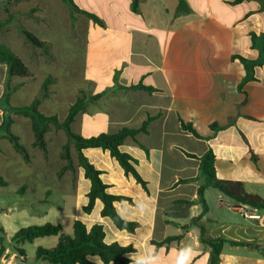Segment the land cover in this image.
I'll return each instance as SVG.
<instances>
[{"label": "crops", "instance_id": "1", "mask_svg": "<svg viewBox=\"0 0 264 264\" xmlns=\"http://www.w3.org/2000/svg\"><path fill=\"white\" fill-rule=\"evenodd\" d=\"M74 1L85 11L86 6L94 3L106 8L104 15L93 11L103 26L83 14H74L78 30L86 25V32L99 28L114 32L115 39H127V47L122 51L118 48L107 51L103 64L110 57L114 59L109 71L105 72L101 65L95 80L73 85V94L66 96V116L78 97L87 100L85 111L72 125L73 132L92 137L116 133L123 128L139 129L148 118L151 121L147 134H139L134 140L128 138L121 147L137 160L136 169L148 183V193L131 175H126L108 151L84 150L89 162L102 171L101 179L109 186L108 192L130 198L116 202L115 207L122 218L138 224L136 231L120 230L110 218L103 217L100 200L91 213L84 212L91 183L81 167H77L75 174L67 171L61 178L66 182L63 197L68 210L65 214L72 231L75 220L88 228L102 225L107 244L132 245L136 249L129 255L132 264H210L211 249L199 241L202 225L209 238L226 242L220 264H264V209L238 204L224 196L207 184L199 161L186 157L180 150L201 156L212 149L219 180L241 182L249 194L264 199V65L255 67V80L241 87L246 68L240 59L233 58L237 55L250 61L263 60L261 3L257 0L239 4H233L234 0H186L188 11L179 13V0H141L140 12L135 14L131 0ZM50 2L0 0V7H8L10 12L15 10L18 15L20 7L40 8L36 14L43 15L48 22ZM65 11L67 24L74 33L71 11ZM78 30L75 33L84 32ZM87 63L84 74H87ZM140 84L155 91L134 88ZM63 99L53 95L47 101L57 110ZM179 119L191 123L207 139H196L184 132ZM213 124L219 129H211ZM50 131L47 136H63L62 130L55 127ZM181 179L192 180L175 186ZM82 183H85L84 189ZM190 184L196 188L192 196L173 194L188 189ZM202 186L206 187L204 198L208 206L204 215L198 195ZM96 209L98 217L93 216ZM201 215L198 223L187 231L182 229ZM179 235H182L180 241L156 249L157 243ZM188 240L191 247H186ZM8 253L7 248L0 253L3 264H7ZM16 258L14 253L12 259ZM91 261L103 264L100 258L91 257Z\"/></svg>", "mask_w": 264, "mask_h": 264}, {"label": "rangeland", "instance_id": "2", "mask_svg": "<svg viewBox=\"0 0 264 264\" xmlns=\"http://www.w3.org/2000/svg\"><path fill=\"white\" fill-rule=\"evenodd\" d=\"M86 7L88 9L86 11L91 13H94L93 11L102 15L106 13V8L96 3ZM33 9L35 8L20 7L17 10L18 15L14 12L15 10L10 12L8 7L6 9L0 7V20L11 17L10 22L0 32V43L7 45L15 52L29 67L32 74L29 78L13 79L12 86H18V89L12 96L11 104L15 107L30 105L40 95L45 80L52 77L54 83L50 86L51 96H62L64 98L62 105L56 110L53 103L47 101L48 98L43 101L44 105L41 104L40 111L45 115H55L63 121L66 117L65 98L73 94V85L88 82V79L95 80L98 76L97 69L101 65L105 72L109 71L114 59L110 57L103 64L105 53L114 48H118L119 51L125 50L127 39L122 37L115 39L114 32L101 28L86 32V25L80 29L84 32L75 33L78 30L76 22L74 25L71 22V29L74 31L71 33L65 11L69 9L62 0H51L49 3L48 22L46 17L37 15L36 12L39 11H33ZM22 28L47 42V48L34 47L21 32ZM97 52L102 53L97 55ZM86 62H88V68L87 74H84L83 68ZM5 79L6 66L0 64V98L4 92ZM12 118L14 120L12 131L20 137L21 143L29 151L30 162L27 163L0 133V176L8 182L7 187H0V249L2 246L9 249L6 256L7 264L11 261L13 264H48L37 260V248L39 246L54 247L58 237L41 238L33 243L27 242L20 245L19 247L25 251V258L15 251L17 244L12 241V238L23 227L42 225L47 222L61 223L65 231L71 233L72 227L69 224L70 219L65 214L68 209L63 197L66 187L65 178L61 179L55 175L64 164L60 155L67 137L63 131L61 138L48 134L49 154L45 159L39 148L34 145L35 138L30 119L17 114H13ZM2 120L3 113L0 110V123ZM50 128L52 131L54 126L51 125ZM78 129L79 124L74 127V131L77 132ZM81 188H85V183L81 184ZM195 189V186L190 184L188 189L178 190L173 194L192 196ZM48 211L50 212L47 214ZM93 216L98 217L97 209ZM191 246V240H188L186 247ZM14 253L17 255L15 260L12 259ZM94 259L99 260L98 257ZM0 264H3L1 254Z\"/></svg>", "mask_w": 264, "mask_h": 264}, {"label": "trees", "instance_id": "3", "mask_svg": "<svg viewBox=\"0 0 264 264\" xmlns=\"http://www.w3.org/2000/svg\"><path fill=\"white\" fill-rule=\"evenodd\" d=\"M132 12L138 14L140 12V1L131 0ZM244 1L251 0H234L233 4H239ZM261 3L264 9V0H257ZM63 2L69 7L71 11V22L75 24L76 13L83 14L95 24L103 26V21L94 13L80 9L74 0H63ZM6 9V7H5ZM189 5L186 0H179L178 12L183 13L188 11ZM33 11H40V9H33ZM10 18L0 20V32L10 22ZM21 32L25 35L29 43L34 47L40 49H46L47 42L40 40L30 31L22 28ZM234 59L238 58L244 64L246 68V76L241 83V87L247 82L255 80L254 68L264 65L263 60L250 61L241 56H233ZM0 64L6 66V79L4 92L0 98V110L3 113V120L0 123V133L7 139L14 150L19 153L24 160L30 162V153L27 148L21 143V139L18 135L13 133L12 126L14 120L13 114L22 115L30 119L32 125V131L34 134V145L39 148L44 158H48L49 149L47 141V133L51 130V125L56 129L62 130L66 137L67 143L62 146L61 159L64 162L62 168L58 172V177L62 178L67 171L72 173L77 172V167H81L84 170V175L87 180L90 181L91 187L88 193V205L83 208L85 213H91L94 209L97 200L103 203L102 216L110 218L114 225L120 230H126L130 233H134L138 227L136 222L128 221L122 218L116 207L115 203L124 200H130L125 196H115L108 192L109 186L106 185L102 179V171L97 170L93 164H91L88 158L84 154L86 149L99 148L104 151H108L112 158H114L122 167L126 175H131L138 184L148 193V183L141 177L136 169L137 160L130 154L123 152L121 147L128 138L136 139L139 134H147L148 125L151 118L142 125L139 129L123 128L116 133H102L97 136L83 137L73 132L72 125L75 122L77 116L84 112L87 105L85 97H78L76 102L71 105L66 118L60 121L55 115H45L40 111V106L45 99L51 97L50 86L54 83L52 77H48L41 87V93L37 96L33 102L28 106L15 107L11 104L12 96L17 91L18 86H12L14 78H29L31 72L29 67L24 61L13 52L7 45L0 43ZM139 89H145L149 92L155 91L153 87H145L142 84L134 87ZM233 121V118L229 120ZM181 129L192 135L196 139H207L201 136V134L193 127L191 123H187L182 119H179ZM211 129L214 131L219 129L217 124L211 125ZM245 142L248 144L245 136L242 134ZM181 152L188 158L198 160L200 163L201 173L206 178L207 184H210L213 188L217 189L224 196L234 200L238 204H243L256 209H264V199L255 194H249L244 185L238 181H222L217 178L216 171V157L212 149L207 150L203 155L199 156L180 149ZM147 151V150H146ZM255 161L256 157L253 158ZM192 179H181L175 186L180 183L189 182ZM8 182L0 176V187H7ZM205 186H202L198 190V195L203 205L202 215L208 212V206L204 198ZM186 203H191L187 202ZM202 215L193 219L189 226L183 227L184 231H187L191 225L198 223L202 218ZM105 230L102 225H94L88 228L82 221L75 220L73 223L72 233L64 232V227L61 224H54L47 222L42 225H31L19 229L13 236L12 241L17 244L15 251L19 253V256L25 258L24 249L20 248L27 242L33 243L35 240L46 237H58L57 244L52 248H45L39 246L36 252V258L38 261L47 262L48 264H95L91 261V257H99L103 264H132V260L129 255L136 252V249L132 246H122L118 243L107 244L105 242ZM182 235L168 237L160 243L156 244V249L163 246H168L174 241H180ZM199 241L203 246L211 249L210 264H220L221 253L223 246L226 243L224 239H212L206 235V229L200 225V237ZM239 244V243H234ZM5 248L3 246L0 249V253H3Z\"/></svg>", "mask_w": 264, "mask_h": 264}, {"label": "built area", "instance_id": "4", "mask_svg": "<svg viewBox=\"0 0 264 264\" xmlns=\"http://www.w3.org/2000/svg\"><path fill=\"white\" fill-rule=\"evenodd\" d=\"M243 213V212H242ZM248 216V215H247ZM250 218H259V216L249 215Z\"/></svg>", "mask_w": 264, "mask_h": 264}]
</instances>
